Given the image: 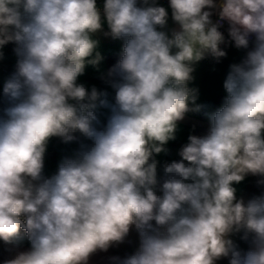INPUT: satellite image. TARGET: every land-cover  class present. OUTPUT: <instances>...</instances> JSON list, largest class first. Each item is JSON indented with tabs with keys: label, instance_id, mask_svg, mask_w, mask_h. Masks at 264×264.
I'll return each mask as SVG.
<instances>
[{
	"label": "clouds",
	"instance_id": "1",
	"mask_svg": "<svg viewBox=\"0 0 264 264\" xmlns=\"http://www.w3.org/2000/svg\"><path fill=\"white\" fill-rule=\"evenodd\" d=\"M101 35L122 42L105 72ZM9 44L0 264H90L133 230L135 251L111 264H264V0H0V61ZM227 45L245 54L208 110L189 85ZM88 66L112 99L80 81ZM189 113L206 132L161 162ZM53 138L75 147L49 175ZM250 176L260 191L238 194Z\"/></svg>",
	"mask_w": 264,
	"mask_h": 264
},
{
	"label": "crops",
	"instance_id": "2",
	"mask_svg": "<svg viewBox=\"0 0 264 264\" xmlns=\"http://www.w3.org/2000/svg\"><path fill=\"white\" fill-rule=\"evenodd\" d=\"M159 2L167 7V4L162 0ZM169 26H174L171 19L169 20ZM106 30V26H105ZM100 38L99 51L102 56L105 57L108 54L121 51L122 42L121 41H112L110 38H104L102 35ZM5 53V58L0 61V94H2V84L3 80L10 74L6 70H12L15 65V55L8 53L3 50ZM238 54V57H237ZM241 60V53L235 48H229L227 50V56L225 57V63L218 65H211L206 63L204 60L199 62L196 65V71L194 72L195 80L189 85L190 87H197L199 89V100L198 103L206 104L209 106L208 110H214L219 107L222 103L223 97L225 96V91L223 89V81L226 77L229 65L232 63H237ZM100 71H107L105 61L101 62ZM99 73L92 67L88 66L85 70V75L80 77V81L86 83L87 85H96L101 90H107L109 92V99H112L114 92L111 88H108L99 80ZM101 113L106 112L104 109L99 110ZM104 118L103 116L101 117ZM208 127V121L203 113H189L186 115L184 121L180 124V130L177 133V139L175 141L169 142L167 147L170 149L169 155L165 156L161 154L158 159L163 161H171L173 159H179L177 152L182 144L187 142V137L189 134L203 135ZM75 147V145H64L60 142L59 139L53 138L50 142L48 150L53 151V156L45 161V172L46 174H52L56 171L57 165L63 155L68 154L70 149ZM256 177H248L246 180L238 185V194L248 197L252 194H258L260 191L256 185ZM138 246V236L133 230L127 241L117 247L109 249L107 253L101 252L92 257L90 264H111L109 257L111 256H120L124 257L135 251ZM27 248L28 245L25 243L23 246ZM241 247H246L241 242ZM9 254L5 250V246L0 242V260L7 257ZM218 264H227V261H220Z\"/></svg>",
	"mask_w": 264,
	"mask_h": 264
},
{
	"label": "built area",
	"instance_id": "3",
	"mask_svg": "<svg viewBox=\"0 0 264 264\" xmlns=\"http://www.w3.org/2000/svg\"><path fill=\"white\" fill-rule=\"evenodd\" d=\"M164 3H166V4H168V0H162ZM98 3H102V0H98ZM227 26H225V28H226ZM222 31H224V29H222ZM225 35L227 36V33H226V31H225ZM13 47H14V45H12V44H9V45H7L5 48H4V50L6 51V52H8V53H12V54H14L13 53ZM222 47H225V50L227 51L229 48H234L233 46H231V45H227V46H222ZM240 53H241V59H242V57L244 56V51L243 50H238ZM206 63H209V64H211V65H218V64H222V63H225V58H222V60H221V62L220 63H216L213 59H211V58H207V59H205L204 60ZM14 70V68L12 69V70H6V71H8L9 73H11L12 71ZM53 156V151H49V150H47V153H46V157H45V161H47L48 159H50L51 157Z\"/></svg>",
	"mask_w": 264,
	"mask_h": 264
},
{
	"label": "trees",
	"instance_id": "4",
	"mask_svg": "<svg viewBox=\"0 0 264 264\" xmlns=\"http://www.w3.org/2000/svg\"><path fill=\"white\" fill-rule=\"evenodd\" d=\"M120 53L121 51H118L115 53L108 54L104 57V61L107 69L111 67L119 59Z\"/></svg>",
	"mask_w": 264,
	"mask_h": 264
},
{
	"label": "rangeland",
	"instance_id": "5",
	"mask_svg": "<svg viewBox=\"0 0 264 264\" xmlns=\"http://www.w3.org/2000/svg\"><path fill=\"white\" fill-rule=\"evenodd\" d=\"M237 57H238V54H237Z\"/></svg>",
	"mask_w": 264,
	"mask_h": 264
}]
</instances>
